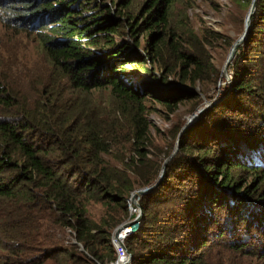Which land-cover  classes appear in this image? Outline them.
I'll list each match as a JSON object with an SVG mask.
<instances>
[{
	"label": "trees",
	"instance_id": "trees-1",
	"mask_svg": "<svg viewBox=\"0 0 264 264\" xmlns=\"http://www.w3.org/2000/svg\"><path fill=\"white\" fill-rule=\"evenodd\" d=\"M177 2L0 0L3 19L35 34L50 66L33 99L15 95L0 71V244L14 264L114 258L110 236L127 199L161 168L147 96L173 112L198 94L159 95L157 82L215 85L221 75L204 39L172 19ZM228 68L219 101L138 200L140 227L125 242L131 264H264V0ZM102 91L107 99L93 98ZM93 202L105 207L98 221L88 215Z\"/></svg>",
	"mask_w": 264,
	"mask_h": 264
},
{
	"label": "rangeland",
	"instance_id": "rangeland-1",
	"mask_svg": "<svg viewBox=\"0 0 264 264\" xmlns=\"http://www.w3.org/2000/svg\"><path fill=\"white\" fill-rule=\"evenodd\" d=\"M248 1L178 0L174 5L172 19L174 21H184L189 25V29L204 39L202 43L205 51H207L209 61L222 70L232 47H229L228 41L235 42L244 31L245 20L250 6ZM3 15L0 12V71L2 78L13 89L11 91L15 95H24L29 99H33L34 93L41 84L49 81L50 66L47 57L44 55L35 34L18 31L17 27L11 26L10 23H7V20L3 19ZM207 30L209 31L206 37ZM230 73L231 71L227 67L229 79ZM140 76L150 80L147 75L142 74ZM173 76L170 75L169 78L172 79ZM5 77H7V80H5ZM226 81V77L221 72L215 85L209 80L205 82L196 81L195 84H180L171 80L167 85L157 82V86H153L152 89L155 90L157 88L155 92L159 95H163L170 87H181L185 90L194 91L199 96L196 100H185L179 103L173 112H170L161 103L153 102L154 94L147 96L146 103L150 105L148 119L151 122L150 138L152 149L150 147V151L157 153L159 160L162 162L161 166L167 158L165 155L172 147V144L175 145L179 134L175 137L176 129L180 127L179 130H181L188 119L201 107L208 108L219 101L217 97L223 95ZM107 95V91H102L93 93V98L99 101L105 100ZM208 104L211 105L207 106ZM104 212L105 207L100 203L93 202L88 205V215L96 221L104 215ZM44 245L45 247L48 246V244ZM6 247V243L0 244V264H14L19 258L15 254H9V249ZM242 261L243 263L241 264H262V261L252 260L248 257H243Z\"/></svg>",
	"mask_w": 264,
	"mask_h": 264
},
{
	"label": "water",
	"instance_id": "water-1",
	"mask_svg": "<svg viewBox=\"0 0 264 264\" xmlns=\"http://www.w3.org/2000/svg\"><path fill=\"white\" fill-rule=\"evenodd\" d=\"M255 7H256V0H251V3H250V6H249V10H248V13H247V16H246V20H245V26H244V31L242 33V35L233 43L231 49H230V52L223 64V67H222V74H224V76L226 77V80L229 81V76L227 75V67L228 65L231 63V61L233 60L234 56H235V53H236V50H237V47L245 40L246 36H247V33H248V30H249V26H250V18H251V15L253 14V12L255 11ZM211 104H208L207 106H209ZM207 107H201L200 109H198L194 115L192 117H190V119H188L187 123L182 127V129L180 130L179 134H178V137H177V140L175 142V145H174V148L171 152V154L164 160L162 166H161V169H160V172H159V175H158V178L157 180L151 184V185H148V186H145V187H142V188H138L136 190H134L131 195H130V200L135 202L136 204L139 205L140 207V204H139V198L154 190L156 188V186L161 182V180L163 179V176H164V173H165V168H166V164L167 162L174 156V154L177 152L178 148H179V138L182 136V134L184 133V131L189 127L191 126V124L202 114V112L206 109ZM142 216H143V211L140 207V214H139V217L138 219H136L134 222H137L138 220H141L142 219ZM120 230V227H118L116 229V233ZM129 258L130 260H132V255L131 253H129Z\"/></svg>",
	"mask_w": 264,
	"mask_h": 264
},
{
	"label": "built area",
	"instance_id": "built-area-1",
	"mask_svg": "<svg viewBox=\"0 0 264 264\" xmlns=\"http://www.w3.org/2000/svg\"><path fill=\"white\" fill-rule=\"evenodd\" d=\"M126 206L128 212L127 218L112 230L110 236V243L113 246L115 256L105 264H131L125 242L131 234L136 233L139 229L141 220L134 221L139 217L140 207L131 201L130 198L127 199ZM118 227H120V230L116 233Z\"/></svg>",
	"mask_w": 264,
	"mask_h": 264
}]
</instances>
